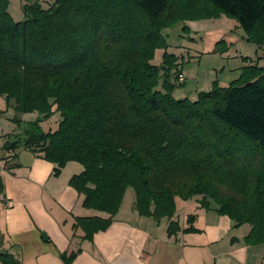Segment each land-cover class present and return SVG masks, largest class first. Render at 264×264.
Segmentation results:
<instances>
[{
    "label": "trees",
    "instance_id": "16d2710c",
    "mask_svg": "<svg viewBox=\"0 0 264 264\" xmlns=\"http://www.w3.org/2000/svg\"><path fill=\"white\" fill-rule=\"evenodd\" d=\"M22 1L15 22L0 0V100L19 129L0 150L26 149L53 164L55 176L68 163L81 166L68 185L85 209L107 215L75 218L82 239L108 228L131 189L140 217L170 221L175 198H200L234 227H250L246 245L264 246V68H244L194 101L176 99L185 81L161 34L223 14L262 49L264 0ZM156 50L162 62L153 65ZM55 113L56 129L43 131ZM178 230L170 222L167 235ZM73 257L61 255L65 264ZM0 263L19 264L1 250Z\"/></svg>",
    "mask_w": 264,
    "mask_h": 264
},
{
    "label": "crops",
    "instance_id": "0c3cea01",
    "mask_svg": "<svg viewBox=\"0 0 264 264\" xmlns=\"http://www.w3.org/2000/svg\"><path fill=\"white\" fill-rule=\"evenodd\" d=\"M245 46L248 52L239 51L241 60L232 67L235 75L251 66L264 68V48ZM13 116L0 100V148L3 136L19 132ZM0 159V250L19 264H65L61 255L71 253V264H264V246L244 243L250 227H234L212 205L202 208L200 198H175L173 218L155 222L137 215L135 196L127 189L108 228L83 240V233L73 229L74 219L107 215L85 209L83 196L68 185L81 166L68 163L55 176L53 164L22 148L0 150ZM170 222L179 228L172 236L167 235Z\"/></svg>",
    "mask_w": 264,
    "mask_h": 264
},
{
    "label": "rangeland",
    "instance_id": "374dc122",
    "mask_svg": "<svg viewBox=\"0 0 264 264\" xmlns=\"http://www.w3.org/2000/svg\"><path fill=\"white\" fill-rule=\"evenodd\" d=\"M38 1L42 7H46L52 0ZM22 3V0H8V13L15 22L23 21ZM161 34L167 46L166 53L176 57L185 81L175 88L174 98L194 101L198 93L208 92L213 85L227 87L241 76V73L235 75L232 67L236 60H241L237 54L239 51L248 52L245 35L234 20L223 14L216 19L179 21L163 29ZM162 54V50H156L151 64H160ZM35 118L34 114L26 115L25 120L29 122ZM58 120L59 115L55 113L48 121L41 123L42 130L54 131ZM129 192L134 195L131 189Z\"/></svg>",
    "mask_w": 264,
    "mask_h": 264
},
{
    "label": "built area",
    "instance_id": "2783aa9c",
    "mask_svg": "<svg viewBox=\"0 0 264 264\" xmlns=\"http://www.w3.org/2000/svg\"><path fill=\"white\" fill-rule=\"evenodd\" d=\"M182 81H183V77H182V75H179L178 76V82L181 83Z\"/></svg>",
    "mask_w": 264,
    "mask_h": 264
}]
</instances>
